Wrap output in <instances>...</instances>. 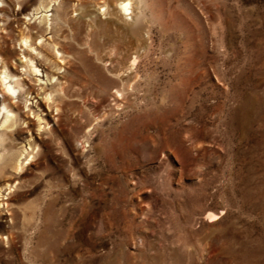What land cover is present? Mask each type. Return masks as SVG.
Wrapping results in <instances>:
<instances>
[{
  "label": "rangeland",
  "instance_id": "obj_1",
  "mask_svg": "<svg viewBox=\"0 0 264 264\" xmlns=\"http://www.w3.org/2000/svg\"><path fill=\"white\" fill-rule=\"evenodd\" d=\"M27 1L30 25L0 12L25 82L0 134L37 143L0 162V264H264V0H139L147 47L115 101L94 49L134 38H107L112 0Z\"/></svg>",
  "mask_w": 264,
  "mask_h": 264
},
{
  "label": "bare ground",
  "instance_id": "obj_2",
  "mask_svg": "<svg viewBox=\"0 0 264 264\" xmlns=\"http://www.w3.org/2000/svg\"><path fill=\"white\" fill-rule=\"evenodd\" d=\"M139 3H140L139 0L107 1L105 4L106 8L102 12L103 16L108 15L107 17H109L103 22V24L104 25L106 24L107 27L111 29V31L106 34L108 37L104 36L103 33H101L102 37L104 36L109 39L112 37L114 38L115 35L120 37L124 34L134 38L133 40H130V42L124 45L116 44V42L111 43V45H107L106 43H104L105 41L103 40L104 42L101 44V46L94 49L95 59L103 65V68L105 70V77L108 81L111 82L110 91L112 93L110 94V96H113L114 101L118 100L119 99L118 97L120 95H123V91H127L129 88L133 89L135 87L134 76L136 75V67H137L136 60L137 57L141 55L140 52L142 53V51H144L147 47L144 35L139 31V29L133 30L131 28V24L136 23L140 16L139 14L140 12H137L138 11L137 9L139 8L138 6ZM3 4L7 5L8 7H12V6L14 7L16 4H19L21 11L19 12L25 15L24 20H20V22L26 25L33 22L32 17H28L27 14L25 13L26 6L28 5V1L26 2V0H0V12L2 10H6ZM77 5L79 6L80 3H78ZM40 6L46 7L42 3L40 4ZM77 10L78 9H75L74 11ZM80 14L83 16L81 19L85 20L86 25L96 24V22L94 23L92 21L93 19L91 18L90 13H86L84 15L83 9H81ZM58 17L59 20L61 21V17L60 16ZM39 18H40L38 22L39 25L44 24L47 26V28H49L48 26L51 23V17H49V15L47 14H43ZM7 28H10V25H7V27L5 28L0 27V30ZM26 29H28L30 32L27 33L26 35H22V37L17 41L21 45V48L22 47L25 48V50H23L22 52L23 55L22 61L24 62L25 68H28L30 71L35 72L39 69H37V67L35 66L36 64H34L33 57L31 55V52H29V50L31 49L35 51V46H34L35 40H37L36 38L39 36H35V38L33 39V35L29 27H26ZM54 43L57 44V42L55 41ZM87 44H89V40L87 41ZM55 48L56 47L54 46V49ZM0 50H2L3 52L10 51L8 48L5 47H1ZM0 62H2L1 67L3 68V70L0 72V88H2L0 92L3 91L6 97V99L3 101L2 106H0V128L2 127L7 128L8 126L13 125V123L15 122L14 120L15 115L12 107L17 108V110L20 111L17 104H13L11 102V98L17 97L19 86L25 85V82L19 80V86H15L13 82V80L15 79L14 77L20 76V72L18 68L9 64L5 60V58L1 55H0ZM101 100L104 103L105 101H107L106 98H103ZM52 123L53 125H56L57 121L51 116V119H49L47 125L48 124L50 125ZM49 130L54 131L52 125L49 127ZM6 141L7 139L5 138V136L0 134V148H1L0 162L6 159L7 157H9V161L12 164L13 168L17 171H21L22 167L25 165L24 161L27 160L29 162L33 157L35 153L34 149L37 143L35 142L34 146H31L30 148L24 147L23 150H21L20 148H14V146H12V143L5 144ZM74 148L75 150H77L76 145L74 146ZM24 156L25 158L23 160ZM28 162H26V164ZM0 195H1V190H0Z\"/></svg>",
  "mask_w": 264,
  "mask_h": 264
}]
</instances>
